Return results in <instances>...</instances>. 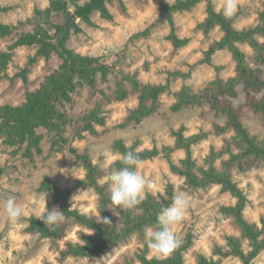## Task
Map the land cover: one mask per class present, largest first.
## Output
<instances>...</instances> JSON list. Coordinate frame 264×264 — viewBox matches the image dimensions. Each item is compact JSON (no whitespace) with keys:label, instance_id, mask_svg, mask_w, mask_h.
Instances as JSON below:
<instances>
[{"label":"rangeland","instance_id":"rangeland-1","mask_svg":"<svg viewBox=\"0 0 264 264\" xmlns=\"http://www.w3.org/2000/svg\"><path fill=\"white\" fill-rule=\"evenodd\" d=\"M51 0H0V22L9 24L14 32L0 37V49L12 54L4 70H0V105L20 106L26 102L27 93L40 88L45 77L59 68L61 59L57 54L50 57H37L38 45L18 44L26 33H35L39 38L54 33L50 22L65 20L64 15L44 13ZM177 0H111L109 8L113 14L110 21L95 17L97 27L81 24L82 31L73 32L69 47L83 55L99 57L110 68L108 80L97 76L95 88L79 86L73 93V101L65 104V110L74 117L85 114L101 97V91L115 96L117 80L122 74L137 73L143 83L166 84L172 90H179L183 84L190 85L201 93L210 80L215 77L213 65L224 66L223 77L235 73V63L228 51H219L213 55L212 64L207 62L206 51L210 45L221 38L222 32L216 28L208 34L203 33L198 24L206 17L205 5L200 4L191 10L175 14L176 33L181 38H189V43L176 48L167 38L170 24L158 22L161 4H172ZM215 6L219 0H214ZM235 26L239 29L264 23V0H237ZM74 17L73 8H70ZM50 21V22H49ZM79 19H77V22ZM157 23V24H156ZM156 24L146 37L132 39V35ZM242 49L252 54L251 49L243 45ZM252 68L264 78V66L252 64ZM119 73L120 78L116 75ZM26 76V79L25 77ZM131 88V84L126 83ZM234 105L242 115V121L248 130L264 139V116L253 111L245 104V93L240 85ZM175 98L169 93L161 97L158 111L137 125L122 127L129 111L138 105V95L130 92L122 101H113L103 108L105 125L96 126L98 134L83 133V138H72L75 125H69L64 134L68 142L56 143L57 136L45 128L38 132L43 136L42 152L32 157L24 154V146L0 145V166L4 173L0 179V264H143L140 255H149L144 231L133 234L128 240L112 245L104 253L93 258H62V251L68 243L80 240L84 228L76 224H67L64 233L56 238L43 237L39 233L26 231V218H43L52 200L49 192L40 190L45 175L50 176L61 187L70 188V205L82 213L97 220L102 215L97 206V195L88 187H77L76 183L85 176L83 168L77 163L71 149L79 153H88L93 162L103 170L102 181L107 180L111 164L106 161L105 149L112 156H120L113 150V143L124 140L131 145L140 140L141 148L154 145H173L174 138L170 129L182 125L187 135L205 131L208 137L194 146V156L199 164L211 147L220 149L223 137L214 134L215 124H224L226 117L217 114L208 103L173 109ZM59 141V140H58ZM184 157L183 151L174 153L177 162ZM116 161V160H115ZM142 175L155 184L153 194H163L168 183L174 185V192L187 193L190 204L185 218L175 226L174 232L179 241L191 239L192 246L185 254L187 264H197L200 255L219 258L214 254L216 246L227 248L228 236H240L241 230L231 216L222 213L225 205L234 204L236 198L220 191L219 186L207 190H193L184 180L171 173L167 160L161 157L143 161L140 166ZM234 179L247 195L248 203L245 217L250 222L263 226L264 221V166L255 165L246 171H234ZM146 192V194L148 193ZM14 196L25 210L26 215L15 225L9 221L3 210V202ZM112 214L117 217L119 208L111 203ZM244 247L247 243L244 241ZM168 256V255H167ZM225 264H239L231 257L223 259ZM255 264H264V250L255 258Z\"/></svg>","mask_w":264,"mask_h":264},{"label":"trees","instance_id":"trees-1","mask_svg":"<svg viewBox=\"0 0 264 264\" xmlns=\"http://www.w3.org/2000/svg\"><path fill=\"white\" fill-rule=\"evenodd\" d=\"M110 2L111 0H51L44 13L48 16L54 12L64 15L65 20L56 23L49 21L54 30L49 37L39 38L35 33H26L20 37L18 44L39 46L37 57L47 58L51 54H57L61 64L45 77L39 89L27 93L24 104L0 105V144L24 146V154L32 157L35 153L42 152L43 136L38 129L45 128L57 136L56 143L62 150L61 142H68L64 134L69 125H75L72 138L81 139L84 132L98 134L96 126H104L106 122L103 108L113 101L124 100L130 92L138 95V105L129 111L124 122L120 124L122 127L137 125L155 114L160 108L161 97L166 92L174 96L175 110L208 103L217 114L226 117V122L213 126L214 134L223 137V145L220 149L211 147L203 164H199L195 158L194 146L205 140L209 133L200 131L187 135L184 125L178 129H170L174 138L173 145L141 148L140 140L128 145L124 140L118 139L113 143V150L119 155L134 151L142 162L157 157L164 158L171 173L182 178L191 189L207 190L219 186L221 192L236 198L234 204L223 206L221 211L226 216L234 218L241 235L228 236L226 249L222 246L215 247L214 254L219 258L200 255L197 264H225L223 259L228 257L237 259L239 264H255V258L264 250V221L263 226H260L245 217L248 199L235 181L234 171L243 172L255 165L264 166V139L252 134L244 125L241 112L233 100L238 96V87L241 85L245 93V104L264 116V78L252 68V64L264 66V23L239 29L235 26V14L231 18H226L216 10L214 0H177L172 4L162 3L157 23L170 24L171 31L167 38L176 48L188 44L190 39L177 35L175 14L204 4L206 17L198 24V28L205 34L216 28L222 32L221 38L215 40L206 51L207 62L212 64L213 55L217 52L228 51L235 63L234 75L223 77L221 71L224 66L213 65L215 77L199 93L188 84H183L179 90H172L166 84L143 83L137 78V73L125 75L120 73L123 77L117 80L115 96L102 90L101 97L90 110L79 117H74L65 110V104L73 101L76 89L79 86L95 88L97 76L100 74L104 80H108L111 70L99 57L83 55L70 48L69 41L73 32L79 33L83 30L81 24L97 27L95 20L97 16L102 20H112ZM70 8H73L74 12L72 20ZM156 24L134 33L132 39L148 36ZM13 32L12 26L0 22V37L9 36ZM243 45L248 46L252 54L246 53L242 49ZM11 56L10 52L0 49V70L6 68ZM120 74L116 73L119 78ZM24 77L26 79V76ZM126 83L131 84V88L127 87ZM71 151L75 153L77 163L85 172V176L77 181L76 186L88 187L95 192L102 219L99 221L78 209H72L71 189L61 187L48 175L42 179L40 190L52 195V200L47 205L48 210L58 208L64 212L65 221L49 229L41 218L35 216L26 218L28 221L26 231L39 233L43 237L61 236L67 224H76L84 228L80 232L78 242L67 244V248L62 251V258L98 256L112 245L128 240L137 232H143L145 227L154 226L161 209L171 205L175 189L173 184L168 183L165 193L156 195L148 192L140 205L130 210L119 209V215L115 217L111 211L110 182L102 181L103 170L93 162L88 153H79L75 149ZM177 151H183L184 157L176 162L173 155ZM121 166L118 159L111 164V167ZM3 173L4 169L0 166V179ZM244 241L247 248L244 247ZM191 246L192 240L189 238L179 241V246L168 256L157 259L140 255V259L143 264H187L185 254Z\"/></svg>","mask_w":264,"mask_h":264},{"label":"clouds","instance_id":"clouds-1","mask_svg":"<svg viewBox=\"0 0 264 264\" xmlns=\"http://www.w3.org/2000/svg\"><path fill=\"white\" fill-rule=\"evenodd\" d=\"M237 7V0H219L216 10L226 18H231L236 13ZM105 159L106 161L118 159L122 165L119 168L111 167L106 177L110 182V198L114 208L122 211L136 208L145 199L146 192L154 193L155 184L141 174L142 161L136 152L128 151L120 156H112L105 149ZM189 204L186 192H176L171 205L162 208L159 212L156 224L145 227L144 239L150 256H155L157 259L165 257L179 246L174 228L185 218ZM2 207L9 221L14 225L26 215L24 208L14 196H9ZM116 214L119 215V212ZM42 221L46 227L52 229L65 221L64 212L58 208L49 209Z\"/></svg>","mask_w":264,"mask_h":264},{"label":"water","instance_id":"water-1","mask_svg":"<svg viewBox=\"0 0 264 264\" xmlns=\"http://www.w3.org/2000/svg\"><path fill=\"white\" fill-rule=\"evenodd\" d=\"M43 37H47V34H45V35L43 34Z\"/></svg>","mask_w":264,"mask_h":264}]
</instances>
